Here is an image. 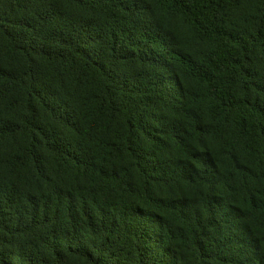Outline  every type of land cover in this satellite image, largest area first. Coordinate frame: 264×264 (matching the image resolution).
I'll list each match as a JSON object with an SVG mask.
<instances>
[{
	"label": "trees",
	"instance_id": "16d2710c",
	"mask_svg": "<svg viewBox=\"0 0 264 264\" xmlns=\"http://www.w3.org/2000/svg\"><path fill=\"white\" fill-rule=\"evenodd\" d=\"M0 264H264V0H0Z\"/></svg>",
	"mask_w": 264,
	"mask_h": 264
}]
</instances>
